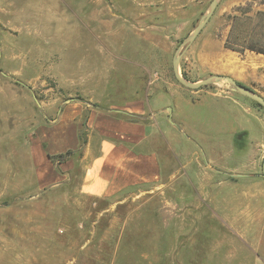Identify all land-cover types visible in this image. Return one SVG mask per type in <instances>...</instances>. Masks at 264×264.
<instances>
[{
	"label": "rangeland",
	"instance_id": "rangeland-1",
	"mask_svg": "<svg viewBox=\"0 0 264 264\" xmlns=\"http://www.w3.org/2000/svg\"><path fill=\"white\" fill-rule=\"evenodd\" d=\"M210 2L0 0V264H264V155L247 158L257 149L241 130L264 110L239 93H191L198 88L182 85L172 66L183 50L184 78L213 74L209 62L237 55L223 44L227 16L237 6L264 12V0H219L185 49ZM174 87L188 92L181 105L194 124H177ZM69 100L137 105L121 114L163 130L168 143L155 140V150L175 174L90 197L78 191L85 162L75 152L68 177L41 183L36 128ZM235 167L247 177H230ZM199 180L210 183L199 189Z\"/></svg>",
	"mask_w": 264,
	"mask_h": 264
},
{
	"label": "crops",
	"instance_id": "crops-1",
	"mask_svg": "<svg viewBox=\"0 0 264 264\" xmlns=\"http://www.w3.org/2000/svg\"><path fill=\"white\" fill-rule=\"evenodd\" d=\"M221 58H224L222 66H212L209 62L208 71L213 74L230 75L236 81L264 95V55L246 51L244 54L237 53L233 56L226 52L222 53ZM173 92L177 95L179 121L177 124L193 123L189 115L185 117L186 111L181 105L182 101L187 104L185 95L188 92L181 87H174ZM191 93L203 94L207 97L223 95L226 98L231 93L237 92L231 91L226 86L208 85ZM126 105H110L104 108L78 100L64 103L53 121L36 128V173L40 177H38L39 181L48 185L59 183L69 176L76 164L74 157L71 155L68 159L58 162L52 161L49 155H58L67 150L77 151L80 148L82 132L85 143L80 162L85 163L78 191L83 195L116 198L135 187L156 184L162 181L163 177L173 176L175 173L168 172L165 159L163 161L159 157L155 150L156 145L154 146L155 140L158 139L168 143L165 133L158 128L154 129L153 121L146 122L140 117H137L138 120H131L121 114L124 110L132 114L139 113L140 109L134 103ZM244 124L241 130L245 131L247 143L251 145L255 142L257 149L249 151L246 154L247 158L257 160L256 151H262L264 155V117L254 114L251 121L245 120ZM172 133L174 132L168 131L167 136ZM224 149L222 157L230 152L227 153V148ZM207 160L208 163L214 164V160ZM240 169L235 167L226 170L244 172L239 171ZM208 183L199 180L197 185L199 189H204Z\"/></svg>",
	"mask_w": 264,
	"mask_h": 264
},
{
	"label": "trees",
	"instance_id": "trees-1",
	"mask_svg": "<svg viewBox=\"0 0 264 264\" xmlns=\"http://www.w3.org/2000/svg\"><path fill=\"white\" fill-rule=\"evenodd\" d=\"M229 30L224 39V47L238 54H244L246 51L264 55V12L256 10L250 14L247 6H237L234 13L229 14ZM244 85L243 83L237 81ZM246 86V85H244ZM248 87V86H247ZM255 105L264 107L253 101ZM131 120H138L136 116L125 113L124 116ZM85 137L80 138V148L77 151L67 150L65 153L58 155H49L52 161L62 162L68 159L73 153L77 152L81 155Z\"/></svg>",
	"mask_w": 264,
	"mask_h": 264
},
{
	"label": "water",
	"instance_id": "water-1",
	"mask_svg": "<svg viewBox=\"0 0 264 264\" xmlns=\"http://www.w3.org/2000/svg\"><path fill=\"white\" fill-rule=\"evenodd\" d=\"M218 1L219 0H211L207 11L203 14V16L199 20L197 26L194 28L193 32L187 38V44L185 45V49L195 39V37L198 35V33L203 28V26L209 20V18L211 17L212 13L214 12V10L216 8ZM182 51L180 50L178 52V54L175 56V58L173 60V64H172L174 76L182 85H184L185 87L191 88V89H196V88H199L200 86L207 85L209 83H218L219 81H226L229 84V86H227L228 89H230L231 91L237 92V93H239V94H241L247 98H250L251 100L257 102L258 104H260L261 106L264 107V96L258 94L253 89L238 83L230 75L211 74V75H209V76H207V77H205L199 81H196V82H192V81H189L186 78H184L178 69V61L182 55ZM228 175L229 176H235V177L244 176V174H241V173L228 174ZM257 175L264 178V158L262 160L261 172Z\"/></svg>",
	"mask_w": 264,
	"mask_h": 264
}]
</instances>
